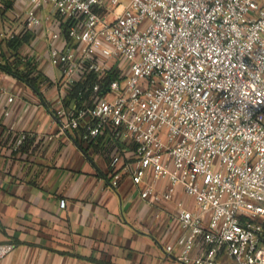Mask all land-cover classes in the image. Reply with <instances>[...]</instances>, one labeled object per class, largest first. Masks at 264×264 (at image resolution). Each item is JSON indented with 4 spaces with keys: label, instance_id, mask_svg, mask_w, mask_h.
I'll use <instances>...</instances> for the list:
<instances>
[{
    "label": "built area",
    "instance_id": "2783aa9c",
    "mask_svg": "<svg viewBox=\"0 0 264 264\" xmlns=\"http://www.w3.org/2000/svg\"><path fill=\"white\" fill-rule=\"evenodd\" d=\"M15 2L22 32H48L60 131L116 148L113 187L129 176L143 200L181 190L193 201L179 205L180 235L165 253L178 249L181 264H264L262 0ZM15 247L0 244V262Z\"/></svg>",
    "mask_w": 264,
    "mask_h": 264
},
{
    "label": "crops",
    "instance_id": "0c3cea01",
    "mask_svg": "<svg viewBox=\"0 0 264 264\" xmlns=\"http://www.w3.org/2000/svg\"><path fill=\"white\" fill-rule=\"evenodd\" d=\"M21 8L1 0L0 60L13 66L29 61L43 81L39 94L0 70V244L16 246L0 264H181L178 249L169 256L165 246L180 235L179 205L193 207V201L181 190L163 204L143 200V186L129 176L113 187L116 148L105 139L86 144L60 131L49 108L59 70L48 57V32H22ZM11 34L29 41L15 49L8 46ZM21 134L27 139L15 151ZM166 187L159 183L156 190Z\"/></svg>",
    "mask_w": 264,
    "mask_h": 264
},
{
    "label": "trees",
    "instance_id": "16d2710c",
    "mask_svg": "<svg viewBox=\"0 0 264 264\" xmlns=\"http://www.w3.org/2000/svg\"><path fill=\"white\" fill-rule=\"evenodd\" d=\"M11 6V5H10ZM29 41V37H22V38H13L8 41V46L13 48H18L24 43ZM22 64L24 65V69L17 68L16 65ZM16 65L10 64L4 56L0 60V70L17 80L27 84L33 90L40 94L39 84L43 81V75L37 70L35 66H33L29 61L18 59ZM81 90V86L77 87L75 92Z\"/></svg>",
    "mask_w": 264,
    "mask_h": 264
}]
</instances>
